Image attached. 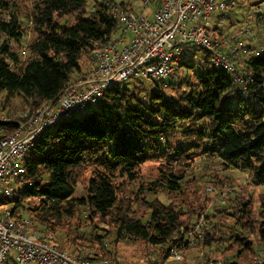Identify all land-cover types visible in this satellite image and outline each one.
I'll use <instances>...</instances> for the list:
<instances>
[{
    "label": "trees",
    "instance_id": "1",
    "mask_svg": "<svg viewBox=\"0 0 264 264\" xmlns=\"http://www.w3.org/2000/svg\"><path fill=\"white\" fill-rule=\"evenodd\" d=\"M1 5L12 9L5 0ZM66 15L74 21L63 24ZM31 21L35 36L27 43L29 56L22 59L13 46L23 45L21 20L15 12L0 19L5 36L0 44V92L20 94L32 109L57 103L67 86L95 68V52L116 35L120 24L109 0H38ZM261 50L246 61L254 76L247 93L235 92L232 78L211 69L207 56L202 57L208 66L203 73L185 70L194 67L193 57L182 62L168 88L154 82L155 88L147 90L142 80H134L141 85L108 87L92 111L75 113L44 131L23 160L31 185H19L12 197L0 199V206L30 216L34 230L49 235L61 250L86 245L91 250L84 255L91 261L109 258L122 264L106 248L109 231H97L96 224L83 233L65 230L77 215L87 221L102 219L114 228L116 240L143 241L154 248L148 254L156 260L168 259L177 247L190 264L188 250L200 246L207 249L205 263L221 257L225 264H250L258 257L264 264V195L258 203L244 193L228 197L215 209L220 217L198 244H187V235L207 207L199 187L203 176L195 167L198 157L219 160L222 166L216 170L240 169L264 186ZM3 124L12 130L16 121ZM148 162L157 163L158 174L143 180L140 168ZM85 172L87 184L77 195ZM214 179L232 185L226 174ZM163 193L172 195L169 201L160 197ZM224 215L231 217L229 223L222 220Z\"/></svg>",
    "mask_w": 264,
    "mask_h": 264
},
{
    "label": "built area",
    "instance_id": "2",
    "mask_svg": "<svg viewBox=\"0 0 264 264\" xmlns=\"http://www.w3.org/2000/svg\"><path fill=\"white\" fill-rule=\"evenodd\" d=\"M109 1L120 24L116 35L95 52V68L67 86L55 104L25 112L20 119L0 115V199L12 197L21 184L31 185L23 160L44 131L89 104L99 103L110 86L135 79L168 88V79L178 78L177 67L202 51L211 69L228 73L235 92L249 91L254 76L246 61L260 56L262 50L248 40L253 28L240 21L236 0ZM263 11V6H254L246 13L248 20H256ZM11 121H16L12 130L3 124ZM201 218L187 235L190 246L198 244L206 231ZM33 226L30 216L9 205L0 206V264H115L109 258L91 261L82 248L61 250L49 235H40ZM184 261L185 255L173 247L168 259L140 264ZM260 263L255 257L250 264ZM206 264L225 263L217 259Z\"/></svg>",
    "mask_w": 264,
    "mask_h": 264
},
{
    "label": "rangeland",
    "instance_id": "3",
    "mask_svg": "<svg viewBox=\"0 0 264 264\" xmlns=\"http://www.w3.org/2000/svg\"><path fill=\"white\" fill-rule=\"evenodd\" d=\"M5 1L10 4L12 9L7 10L1 8L2 5L0 0V19L3 16L10 17V14L12 12H15L18 15L19 19L21 20L22 28L24 30L25 36L23 38L24 39L23 45H16L13 43V46H15L17 51L22 52V59H26L29 56L27 43L30 42L35 36L33 22L31 21L32 8L38 0H5ZM236 1H237V10H238L237 16L239 17L240 21L242 23L249 22L250 26L253 28L252 36L249 37L248 40L251 43L256 44L260 49H264V26H263L264 15L262 14L261 16L263 17V22L261 23V26H258L256 24V20H248L246 14L250 9H252L256 5H261L264 8V0H236ZM61 21L63 24L71 23L74 21V17L72 15H66L61 19ZM4 37L5 36L0 32V44L2 43ZM203 56L204 53L202 51H199L195 59L191 61V64H194V67L185 70H188L190 74L205 72L208 69V66L202 61ZM84 61L86 62V59ZM85 74H82L80 78L84 77ZM134 80L135 79L128 80L123 84L129 86L141 85L139 82H134ZM168 80L170 81L172 79H168ZM143 82L144 83L141 85L143 88L146 87L147 90H151L155 88L154 82L145 81V80ZM167 91L170 92V90ZM95 106L96 104H89L86 109H84L81 113H78V116H82L83 114L92 111V109ZM33 110L35 109H32L28 105L25 98L20 94L7 96V93L5 91L0 92L1 114L6 115L11 119H20L23 113ZM205 163H208V165L210 166H207ZM220 166H222V164L219 160L208 159L207 161H205V159L201 158V156L197 158L195 163L196 170L202 173L203 176L202 181L199 182V187L201 189V196L202 198H204L205 202H207V207L203 211H201V214L196 220V222L200 220L202 214H205V217H202L204 219L203 223L205 222L202 225V228L205 227V230L210 229L213 226V223L219 219L220 213H218V211H215V209L225 204L228 197L237 198L244 193L246 196H251L255 200V202L258 203L260 200V196L262 197L264 195V186H258L254 184V182L250 178V175H248L246 172H243L235 167H230L223 170L222 169L216 170V168H220ZM140 172L143 180L145 179L150 180L155 178L158 174L157 163L148 162L144 164L140 168ZM216 174L221 176L224 174L231 176L232 185L230 183L229 184L214 183L213 180H215L214 176H216ZM87 175L88 172H85L82 175V177L79 179L76 188L77 195L83 194L84 188L87 184V179H86ZM209 188H212L213 190H209ZM166 194L167 193L160 194V197L164 198L165 201H169L172 195H170L169 197V195L167 196ZM154 197L155 195H152L151 193L149 194V199H154ZM176 203L178 204L180 203L179 198L176 199ZM86 213L87 212H84L83 215H85ZM222 220H224L226 223H229L231 217H227V215H224L222 216ZM90 224H96L97 225L96 230L99 232L103 231L102 229L109 231L107 232L109 236L105 237L104 239L105 240L104 242L107 243L106 248H108L109 251L112 253V255L116 256L117 259H119L122 264H140L143 263L144 261H147L148 259H154L153 258L154 256L152 254H151L152 258H150L148 254L150 252H153L154 248L149 247L143 241L138 239L116 240L114 236V232H115L114 228L102 222V219L98 220L97 218H95L93 221L92 220L87 221L86 219L85 220L80 219V217L77 215L73 220H71L69 223L66 224L65 230L69 229L68 230L69 232L76 231L77 233H83L89 229ZM201 231L202 230L200 229V232ZM79 246L82 247L83 252L85 253H88L91 250L89 247L87 248L86 245L82 246L81 244L76 245L75 247H79ZM192 246H196V245H192ZM206 251L207 249L200 246L188 250L187 256L189 263L190 264H203V262L205 263ZM217 259H221V257H217ZM177 264H185V263L179 262Z\"/></svg>",
    "mask_w": 264,
    "mask_h": 264
},
{
    "label": "crops",
    "instance_id": "4",
    "mask_svg": "<svg viewBox=\"0 0 264 264\" xmlns=\"http://www.w3.org/2000/svg\"><path fill=\"white\" fill-rule=\"evenodd\" d=\"M238 25H239V23L237 22V23L234 25V26H235V28H236V27H238Z\"/></svg>",
    "mask_w": 264,
    "mask_h": 264
}]
</instances>
